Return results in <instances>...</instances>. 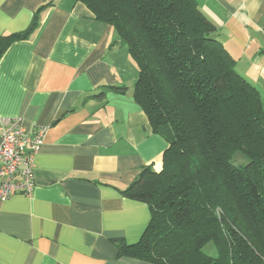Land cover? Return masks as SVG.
Returning a JSON list of instances; mask_svg holds the SVG:
<instances>
[{"label": "crops", "instance_id": "crops-1", "mask_svg": "<svg viewBox=\"0 0 264 264\" xmlns=\"http://www.w3.org/2000/svg\"><path fill=\"white\" fill-rule=\"evenodd\" d=\"M237 72L264 98V0H197ZM0 120L48 127L31 195L0 202V264H150L119 257L138 243L148 204L123 191L160 172L168 142L134 98L139 70L110 26L74 0H0ZM2 126L0 122V134Z\"/></svg>", "mask_w": 264, "mask_h": 264}, {"label": "trees", "instance_id": "trees-1", "mask_svg": "<svg viewBox=\"0 0 264 264\" xmlns=\"http://www.w3.org/2000/svg\"><path fill=\"white\" fill-rule=\"evenodd\" d=\"M113 28L139 70L134 98L169 146L123 191L151 209L119 257L150 264H264V98L236 70L197 0H74ZM0 38V60L28 39ZM213 244L217 257L204 249Z\"/></svg>", "mask_w": 264, "mask_h": 264}, {"label": "built area", "instance_id": "built-area-1", "mask_svg": "<svg viewBox=\"0 0 264 264\" xmlns=\"http://www.w3.org/2000/svg\"><path fill=\"white\" fill-rule=\"evenodd\" d=\"M0 202L15 195H31L35 187V160L48 127L37 126L32 133L21 119H1Z\"/></svg>", "mask_w": 264, "mask_h": 264}, {"label": "rangeland", "instance_id": "rangeland-1", "mask_svg": "<svg viewBox=\"0 0 264 264\" xmlns=\"http://www.w3.org/2000/svg\"><path fill=\"white\" fill-rule=\"evenodd\" d=\"M204 252L211 257H217V250L213 244H209L205 247Z\"/></svg>", "mask_w": 264, "mask_h": 264}]
</instances>
